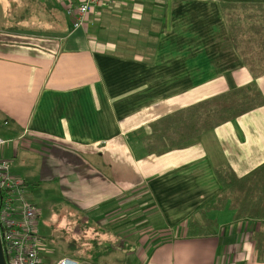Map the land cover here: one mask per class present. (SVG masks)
Instances as JSON below:
<instances>
[{"label":"crops","instance_id":"1","mask_svg":"<svg viewBox=\"0 0 264 264\" xmlns=\"http://www.w3.org/2000/svg\"><path fill=\"white\" fill-rule=\"evenodd\" d=\"M32 1L64 15L68 3ZM110 1L76 30L66 15L69 27L19 28L24 15L0 3V157L40 156L36 173L12 174L56 187L70 209L63 229L83 215L103 222L106 240L136 245L120 264H264L259 221L235 219L229 205L201 212L221 192L216 169L240 178L264 163V105L182 148L149 151L152 124L169 114L253 81L264 98V75L243 67L224 15L255 8L264 24V0ZM121 212L128 225L114 230Z\"/></svg>","mask_w":264,"mask_h":264},{"label":"trees","instance_id":"2","mask_svg":"<svg viewBox=\"0 0 264 264\" xmlns=\"http://www.w3.org/2000/svg\"><path fill=\"white\" fill-rule=\"evenodd\" d=\"M238 7L227 6L224 9L229 38L243 67L253 79H257L264 75V24L260 23L261 17L258 18L259 13H256L255 8H244V14H241L238 13ZM263 105V95L253 81L249 85L178 110L152 124L151 139L155 142L149 151H157L160 145H167L169 149L182 148L195 142L201 134L234 121ZM215 175L221 185V192L205 203L201 212L205 214L229 205L234 211L235 219L259 221V229L253 234L252 240L258 261L264 263V163L240 178L229 168H218ZM189 226L190 231L199 229L194 223ZM70 249L73 254L80 255V251L73 250L74 247ZM107 253L108 250L94 246L89 252H82L83 256L79 259L97 264Z\"/></svg>","mask_w":264,"mask_h":264},{"label":"rangeland","instance_id":"3","mask_svg":"<svg viewBox=\"0 0 264 264\" xmlns=\"http://www.w3.org/2000/svg\"><path fill=\"white\" fill-rule=\"evenodd\" d=\"M2 2L7 5L11 4L7 12L9 14L11 13L12 16L16 14H18V17L22 14L24 15L22 22L19 23V28L25 26L34 30L40 28L51 29L56 21L59 23L66 22L69 27V19L62 13L58 6L46 3L45 1L36 3L32 0H16L17 6L13 4L14 0H0V3ZM38 4H40L41 7L39 12ZM256 13H258V11ZM31 20L33 22H31ZM6 157L10 163L11 174L12 172L21 173L24 169H28L34 173H36L35 171L38 169L40 170L38 164V158L40 156L37 157L36 155L23 152L20 153L19 158L15 160V157L7 152ZM35 159L36 161H34ZM13 160H15L16 165H11L13 164ZM41 167H43V165ZM43 175L46 176L47 174L43 173ZM13 177L20 178L15 175H13ZM27 181L29 185L27 186L26 184L25 187L26 199L36 206L37 232L42 241L40 257L44 264H54L58 260L66 257L80 258L83 256L82 252H89L94 246H97L98 249L105 250L110 247L113 252L111 254V252H109L111 250L108 249V258H110V261H108L109 264H120L123 257H125V253L133 244L124 245L122 239L112 234L107 236L108 238L106 240V228L103 222L97 223L95 221H90L88 223L83 220V215L72 214V216L67 217L65 222L66 227L64 226L65 229H63L62 226L64 224L65 215L69 213L70 209L68 206L62 204V200L64 199L59 196V191L56 190V187L42 181ZM123 215H125V212H121L112 218L115 227L121 226L118 227L119 229L114 230H120L128 225L125 223L127 219L122 217ZM108 226L114 227L112 225ZM82 233H84L83 236ZM111 243L112 246L110 245ZM76 244H78L77 248L75 247ZM135 246L136 245H133V247ZM71 247H74L73 250L76 249V251H80V255L73 254L70 249Z\"/></svg>","mask_w":264,"mask_h":264},{"label":"built area","instance_id":"4","mask_svg":"<svg viewBox=\"0 0 264 264\" xmlns=\"http://www.w3.org/2000/svg\"><path fill=\"white\" fill-rule=\"evenodd\" d=\"M119 1V0H118ZM65 15L74 30L86 23L94 8L109 7L110 0H68ZM5 142L0 139V146ZM26 183L10 173L9 161L0 157V237L6 264H44L37 232L36 206L26 199ZM54 264H78L71 259Z\"/></svg>","mask_w":264,"mask_h":264},{"label":"water","instance_id":"5","mask_svg":"<svg viewBox=\"0 0 264 264\" xmlns=\"http://www.w3.org/2000/svg\"><path fill=\"white\" fill-rule=\"evenodd\" d=\"M0 264H6L3 248H2V242L0 237Z\"/></svg>","mask_w":264,"mask_h":264}]
</instances>
